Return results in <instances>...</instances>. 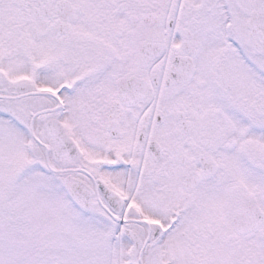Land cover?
I'll use <instances>...</instances> for the list:
<instances>
[{"label": "snow or ice", "instance_id": "6c2138e0", "mask_svg": "<svg viewBox=\"0 0 264 264\" xmlns=\"http://www.w3.org/2000/svg\"><path fill=\"white\" fill-rule=\"evenodd\" d=\"M0 264H264V0H0Z\"/></svg>", "mask_w": 264, "mask_h": 264}]
</instances>
